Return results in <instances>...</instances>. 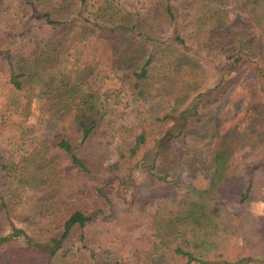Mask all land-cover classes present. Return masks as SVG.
<instances>
[{
  "label": "trees",
  "instance_id": "1",
  "mask_svg": "<svg viewBox=\"0 0 264 264\" xmlns=\"http://www.w3.org/2000/svg\"><path fill=\"white\" fill-rule=\"evenodd\" d=\"M136 1L0 0V78L20 116L0 122V264L261 263L224 255L232 238L264 252V225L247 208L264 190V92L245 79L252 66L264 82V0ZM207 59L229 72L214 81ZM112 77L137 104L132 130L110 125L108 96L93 89ZM232 91L246 96V118L215 145ZM34 114L56 128L33 135ZM189 172L209 175L207 187L187 183ZM112 184L129 200L104 201ZM83 185L107 214L98 201L94 214L86 201L62 203ZM96 215L109 217L116 247L91 241ZM144 230L149 242L130 234Z\"/></svg>",
  "mask_w": 264,
  "mask_h": 264
},
{
  "label": "rangeland",
  "instance_id": "2",
  "mask_svg": "<svg viewBox=\"0 0 264 264\" xmlns=\"http://www.w3.org/2000/svg\"><path fill=\"white\" fill-rule=\"evenodd\" d=\"M121 4L125 6L128 9H133L136 7H139L136 0H120ZM230 20L231 23L234 24L239 20V16L236 12H231L230 14ZM225 61L222 60L217 63H213L210 60H204V63L207 64L208 69L210 70V75L214 76V81L218 80L220 76L223 74H227L229 72V66L224 63ZM248 77L245 79H252L256 85H259V87L264 92V82L260 79L259 76H257V73L253 69L252 66L248 67ZM117 75V74H116ZM103 84V85H101ZM99 85H96L93 87L94 91L100 92L101 94H104L108 98L106 99V107L108 115L107 119L111 126H115V128L123 127L128 130L134 129L135 124V117L137 115V104H135L132 99L123 93H119L121 91V84L119 81H117L116 77H112L109 79L105 84L101 83ZM7 95L8 92L2 87V79L0 78V122L6 125H13L18 124L20 121L19 113L16 112L11 105L7 102ZM103 100H105L104 96L102 97ZM246 96L242 95L239 91H232L227 95L221 102L220 105H218V108L221 109V116L219 117V125L221 124L222 127L219 130V138L216 139L215 145L219 143L220 137L224 134H226L230 129L235 128L237 126H240L245 118V101ZM163 102L158 101L156 102V99L153 98L151 103L145 104L146 109L150 112L152 115H156V112L162 107ZM235 107V109H234ZM228 111V112H227ZM26 125L34 126V132L33 135H38L40 137H45L48 132L56 128V124L52 122H42L36 114H34L32 117H30L26 122ZM218 125V126H219ZM35 136V137H36ZM30 138H34L30 137ZM119 145V142L117 140L114 141V143L110 146V159L107 162V165H110L115 162L116 156H115V149ZM184 180L187 183H190L194 185L198 189H204L207 187L208 182L210 180V176L207 174H192V173H185L183 176ZM142 180L141 173H134L131 177V184L135 182L136 184L139 183ZM128 181V182H129ZM124 189L117 186V184H112L108 187H106L103 191V193L106 195V199L103 198L104 201L111 203L114 202V204L118 205V199L119 198H126L129 200L128 195L125 194L124 197ZM126 192V191H125ZM89 193L88 187L86 185H83L82 187L74 189L71 193H68L64 199L62 200V203L66 205H74L79 202L86 201V195ZM91 198V197H90ZM98 200L96 198H91L90 200H87V207L91 213L94 214L95 205ZM103 205V212L104 214H107L109 212L110 205L106 204L104 205L102 202L98 201ZM218 203H214L215 207H217ZM209 205H213V202H209ZM220 205L226 206L228 210L231 212H234L236 210V206L233 203L229 202H220ZM92 207V208H90ZM97 208V207H96ZM155 207H152L148 210V215L153 214V210ZM247 208L252 210V212L257 216L258 222L262 225H264V190L262 189L259 192V195L256 199H254L252 202L247 204ZM30 216L29 213L26 214V218ZM109 217L105 215L104 221L100 218V215L95 216V220L87 227L86 232L91 238V241L93 242H99L100 245L102 244L103 248H112L116 247V243L114 240H112V232H110L111 229V223L108 219ZM118 230L116 231L117 234ZM9 233V228L0 225V236L5 235ZM121 234V233H120ZM133 238L136 239H142L147 240V237L149 233L144 230L140 231L138 233L132 232L130 233ZM111 237V238H110ZM110 238L111 240H107ZM114 242V244L111 243ZM150 239L147 240L149 242ZM128 245H125L123 249H127L129 247V243H126ZM258 245H253V248L247 251V249L244 247L240 239L232 238L230 243L227 246L226 253L224 255V258L228 260L237 259L245 257V255L253 254L252 258H257L259 261H252L249 263H243V264H264V252L259 253L262 251V249H259ZM247 253H246V252ZM259 251V252H258ZM257 254V255H255ZM250 257V255H249Z\"/></svg>",
  "mask_w": 264,
  "mask_h": 264
}]
</instances>
